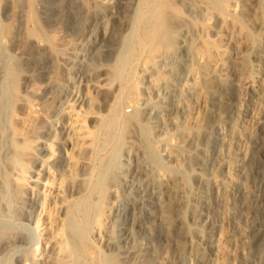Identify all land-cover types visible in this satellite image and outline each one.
<instances>
[{
  "label": "rangeland",
  "instance_id": "1",
  "mask_svg": "<svg viewBox=\"0 0 264 264\" xmlns=\"http://www.w3.org/2000/svg\"><path fill=\"white\" fill-rule=\"evenodd\" d=\"M260 1L246 67L209 93L206 60L164 52L182 29L216 45L213 12L0 0V264H264Z\"/></svg>",
  "mask_w": 264,
  "mask_h": 264
},
{
  "label": "bare ground",
  "instance_id": "2",
  "mask_svg": "<svg viewBox=\"0 0 264 264\" xmlns=\"http://www.w3.org/2000/svg\"><path fill=\"white\" fill-rule=\"evenodd\" d=\"M181 2H182V4H185V6H186V8L187 9H189L190 11H192L193 12V10H195V11H197V10H199V11H201L202 12V9H204L205 11H207V12H205L204 11V14H206V13H209V12H213L215 15H216V17L219 19V21H220V24H221V28L217 31V35H218V42L216 43V45L215 44H213V46H211V47H208V45H206V47L207 48H204L205 46H203L202 44V46H200V44H198L199 45V47L197 48V47H193V42H192V44H190V36H189V34L191 35L192 33L190 32V30H187L186 31V29H185V31L182 29V31L184 32L183 34L181 33V35H183L182 36V38L180 39V41H179V43H178V45L176 46V47H174V48H176L175 50H171L170 48H169V50H168V48L166 47V50L169 52V53H167V51L164 49H161V51L163 50V51H166V53L164 52V55H165V57H164V59H166L167 58V56L169 57V58H174L177 54V51L179 52V50H187V51H189V52H191V54L193 55V56H198V57H201V58H195V59H197V60H199L200 59V61L202 62L203 60H206L207 62V64L206 63H203L204 65H205V67L204 66H202V65H200V67L202 66L203 67V70L199 67V69L198 70H200L201 69V73H200V81L204 84L203 86H205V87H207V89H208V91H209V93L211 92V93H215L216 92V88L218 87V86H224V87H227V86H229V85H234V84H236L237 83V78H236V76H237V74L239 73V70H240V68H241V70H242V67L243 66H245L246 67V62H247V55H246V53L247 52H245L246 50V47L248 46L249 47V45H247L246 47H244V45H246L247 43H249V39H250V30H249V26H250V24H251V26L250 27H252V21H254L255 23H256V21L258 22V20H257V18H256V16H258V13H259V11H260V3H261V1L260 0H205L203 3H204V6H202V7H199L198 8V6L194 3V1L193 0H180ZM201 6V5H200ZM201 9V10H200ZM198 12V11H197ZM198 13H200V12H198ZM213 14V15H214ZM200 15V14H199ZM234 20V21H236L237 23H235V26H233V27H227V26H225V24L226 23H228V21L229 20ZM176 22H178V21H176ZM230 22V21H229ZM253 22V23H254ZM254 23V24H255ZM185 24V23H184ZM177 25H178V23H177ZM179 26V25H178ZM177 26V27H178ZM181 28V27H180ZM181 31V32H182ZM188 32H189V34H188ZM180 35V36H181ZM179 36V37H180ZM192 36H193V34H192ZM252 36V35H251ZM192 39V38H191ZM178 42V41H177ZM175 43V42H174ZM177 44V43H176ZM175 44V45H176ZM174 45V44H173ZM195 45H197V43L195 44ZM210 46V45H209ZM171 47V46H170ZM248 49V48H247ZM160 50V49H159ZM188 52V53H189ZM159 53V52H158ZM157 53V54H158ZM161 53V52H160ZM186 54H188L187 52H185ZM166 54H168L167 56H166ZM156 55V54H155ZM161 55H163L162 53H161ZM190 55V54H189ZM160 56V55H159ZM180 56H181V54H180ZM188 56V55H187ZM192 56V57H193ZM157 57V56H156ZM163 57V56H162ZM161 57V58H162ZM191 57V56H190ZM160 58V57H159ZM171 58V59H172ZM203 58V60H201ZM200 62V63H201ZM204 62V61H203ZM172 64V63H171ZM197 64V63H196ZM202 64V63H201ZM191 66V65H190ZM169 67V66H168ZM193 67V66H192ZM204 68H205V70H204ZM144 69H146V68H144ZM176 69V68H175ZM186 69V68H185ZM246 69V68H245ZM188 70H190V68L188 69ZM191 71H192V69H191ZM190 73V71L188 72V74ZM191 74V73H190ZM196 75H197V73H195ZM198 74H199V72H198ZM240 74V73H239ZM192 75V74H191ZM168 76V75H167ZM169 77V76H168ZM199 76H197V78H198ZM157 78V77H156ZM166 79H168V78H166ZM194 78H192V80H193ZM155 80V79H154ZM191 80V79H190ZM196 79H194L193 81V83H192V81L191 82H189L190 84L192 83V84H194V83H196V82H199V81H195ZM166 82V81H165ZM153 83V82H152ZM151 83V84H152ZM160 83V82H159ZM164 83V82H163ZM162 83V84H163ZM167 83V82H166ZM166 83H164L163 85H165ZM153 84H155V83H153ZM153 84H152V86H153ZM168 84V83H167ZM191 84V85H192ZM161 85V84H160ZM169 85V84H168ZM185 85V84H184ZM201 85V84H200ZM151 86V85H150ZM151 86V87H152ZM189 86V85H188ZM187 86V87H188ZM168 87V86H167ZM157 88V87H156ZM199 88H203V89H205L204 87H199ZM195 89V88H194ZM198 89V88H197ZM218 89V88H217ZM198 90H200V89H198ZM197 90V91H198ZM196 93V92H195ZM214 95V94H213ZM205 98V97H204ZM204 100V99H203ZM205 101V100H204ZM157 103V102H156ZM154 107V106H153ZM156 107V106H155ZM154 107V108H155ZM161 107V106H160ZM30 108V107H29ZM137 112V111H136ZM70 113V112H69ZM72 113V112H71ZM71 113H70V115H71ZM71 116H73V115H71ZM196 116V115H195ZM194 116V117H195ZM75 117V116H74ZM72 118V117H71ZM197 118V117H196ZM73 119V118H72ZM75 119H77V118H75ZM199 119V118H198ZM198 119L197 120H195V118H193V120H195V123H194V121H193V124H197V125H199L198 124ZM77 120H79V119H77ZM73 122H75L76 123V121H74V119L72 120ZM78 122V121H77ZM216 122V121H215ZM200 123V122H199ZM73 124L74 123H72V126H73ZM80 125H81V123H79ZM79 124H77L76 123V126H79ZM201 124V123H200ZM75 126V125H74ZM73 126V127H74ZM75 126V127H76ZM196 126V125H195ZM81 126H79L78 128H80ZM184 127V126H183ZM199 127H200V125H199ZM77 128V127H76ZM188 128V127H187ZM196 128H198V127H196ZM75 129V128H74ZM81 129H82V127H81ZM185 129H186V127H185ZM190 129V128H189ZM193 129V128H192ZM192 129H191V131L190 130H187L186 129V133H187V131L189 132L190 131V133H188L189 134V137L188 138H186L187 139V142H188V144H189V142L190 143H192V142H194V143H196V138H198L199 136H197L198 134L197 133H200L199 131H197L198 129H194V131L196 130V133L194 132L193 133V131H192ZM80 132H82L81 130H79ZM77 132V131H76ZM75 133V132H74ZM185 133V134H186ZM80 134V133H79ZM188 134L186 135V136H188ZM200 135V134H199ZM80 136V135H79ZM79 136H77V137H79ZM81 137V136H80ZM160 137V136H159ZM160 138H162V137H160ZM183 138V137H182ZM185 139V140H186ZM188 139H190L189 141H188ZM184 139H182V141H183ZM184 142V141H183ZM44 143H46V142H44ZM48 143V142H47ZM155 143V142H154ZM150 144V143H149ZM185 144V143H184ZM183 144V145H184ZM79 145V144H78ZM152 145V144H151ZM181 145V144H180ZM149 146V145H148ZM43 147V146H42ZM47 147V146H46ZM49 147V146H48ZM164 147H165V145H164ZM45 148V147H44ZM48 149V148H47ZM49 150V149H48ZM158 150V149H157ZM151 151V150H150ZM47 152V151H46ZM48 154V153H47ZM70 154V153H69ZM154 154V153H153ZM158 154V153H157ZM68 155V154H67ZM43 156H47V155H45V153L43 154ZM45 157H43L44 159H45ZM67 157H69V155L67 156ZM71 158H72V156H70ZM70 157L69 158H67L68 159V162H69V160H70ZM72 159H74V158H72ZM75 159H76V157H75ZM74 159V161H76ZM148 159V158H147ZM43 162V161H42ZM78 162V161H77ZM77 162H72V163H70L71 165L72 164H75V163H77ZM190 164V163H189ZM71 165H69L68 164V169H70L71 167L72 168H74V167H76V166H71ZM192 165V164H191ZM70 166V167H69ZM181 166V165H180ZM161 167V166H160ZM177 167V166H176ZM72 168H71V170H70V174H71V172H74V169L72 170ZM78 168V167H77ZM178 168V167H177ZM75 171H77V170H75ZM184 171V170H183ZM68 173H69V171H68ZM184 173V172H183ZM74 174V173H73ZM73 174H71V175H73ZM162 174V173H161ZM70 175V176H71ZM75 175V174H74ZM158 175V174H157ZM157 178V177H156ZM158 179V178H157ZM28 181H30V180H28ZM31 181H34V178L33 179H31ZM30 181V182H31ZM33 183V182H32ZM161 185V184H160ZM187 187V186H186ZM101 207V206H100ZM99 210V209H98ZM101 210V209H100ZM99 215H100V213H99ZM97 217V216H96ZM98 218V217H97ZM99 218H101V217H99ZM97 221H99L100 223H101V219L99 220V219H97ZM99 222H97V223H99ZM99 223V224H100ZM99 224H97V225H99ZM99 227H101V226H99ZM201 255V254H200Z\"/></svg>",
  "mask_w": 264,
  "mask_h": 264
}]
</instances>
